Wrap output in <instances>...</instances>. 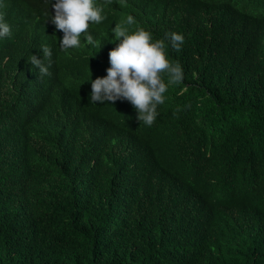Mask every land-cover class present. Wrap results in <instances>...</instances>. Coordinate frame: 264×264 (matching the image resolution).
<instances>
[{"label": "trees", "instance_id": "trees-1", "mask_svg": "<svg viewBox=\"0 0 264 264\" xmlns=\"http://www.w3.org/2000/svg\"><path fill=\"white\" fill-rule=\"evenodd\" d=\"M54 3L0 0V264H264V0H103L67 51ZM116 25L184 36L150 127L89 98Z\"/></svg>", "mask_w": 264, "mask_h": 264}, {"label": "clouds", "instance_id": "clouds-1", "mask_svg": "<svg viewBox=\"0 0 264 264\" xmlns=\"http://www.w3.org/2000/svg\"><path fill=\"white\" fill-rule=\"evenodd\" d=\"M51 7L54 10L51 23L63 33L60 41L62 51L80 47L82 35L87 44L96 46V41L89 34L90 24H99L106 17L102 15L103 8L94 4V0H56ZM126 23L134 24V17L128 16ZM113 33L119 43L108 54L111 66L106 70L105 77L91 81L89 98L92 103L100 104L127 100L135 108L137 119L150 127L159 114L158 106L164 104L167 98L168 86L183 81L182 67L167 59L165 52L168 45L179 51L184 36L172 32L166 33L165 39L153 41L151 32L143 28L129 33L128 28L120 25L113 28ZM11 35V26L0 14V39ZM41 50L43 59L32 55L30 63L39 70L41 77L50 76L52 51L46 45ZM45 60L48 64L44 63ZM165 75L168 77L167 84L163 79Z\"/></svg>", "mask_w": 264, "mask_h": 264}, {"label": "bare ground", "instance_id": "bare-ground-1", "mask_svg": "<svg viewBox=\"0 0 264 264\" xmlns=\"http://www.w3.org/2000/svg\"><path fill=\"white\" fill-rule=\"evenodd\" d=\"M102 1H103V0H94V4H96V5H98V6H101ZM175 2H176V1H175ZM178 2H179V1H178ZM126 4H127V3H126ZM105 9H106V8H105ZM210 9H211V8H210ZM203 11H204V10H203ZM209 12H210V11H209ZM127 14H128V13H127ZM127 14H126V15H127ZM129 14H130V13H129ZM137 14H138V13H137ZM131 15H132V14H131ZM127 16H128V15H127ZM132 16H134V15H132ZM173 16H174V15H173ZM165 17H166V16H164V18H165ZM202 17H203V16H202ZM202 17H201V18H202ZM207 17H208V16H207ZM211 17H213V16H211ZM228 17H229V16H228ZM24 18H25V16L23 15V16H22V19L20 20V22H21ZM171 18H172V17H171ZM171 18H170V19H171ZM203 18H204V17H203ZM170 19H169V20H170ZM163 21H164V20H163ZM166 21H167V20H166ZM170 21H171V20H170ZM170 21H168V22H170ZM161 22H162V21H161ZM172 22H173V21H172ZM176 22H177V21H176ZM19 24H20V23H19ZM19 24L16 25V26H14V27L18 29ZM164 24H165V23H164ZM193 24H194V23H193ZM234 24H235V23H234ZM53 25H54V24H53ZM220 25H221V24H220ZM165 26H166V25H165ZM167 26H168V25H167ZM216 26H217V25H216ZM14 27H13V28H14ZM137 27H138V26H137ZM196 27H197V26H196ZM13 28H12V29H13ZM161 28H162V27H161ZM131 29H132V28H131ZM196 29H197V28H196ZM166 30H167V29H166ZM205 31H206V30H205ZM225 32H226V31H225ZM163 33H164V32H163ZM165 33H166V32H165ZM167 33H168V32H167ZM171 33H172V32H171ZM57 34H59V35H58V42H59V44H60V41L62 40V37H63V33H62L61 31L58 30V31H57ZM57 34H56V35H57ZM34 35H35V34H33V37H34ZM54 35H55V34H54ZM235 35H236V34H235ZM92 36H93V35H92ZM11 37H12V36H11ZM162 37H164V35H163ZM9 38H10V37H9ZM9 38H8V39H7V38H3V41H2V42H5V41L7 42V41H9V40H10ZM22 39H23V38H22ZM22 39H21V40H22ZM47 39H48V38H47ZM253 39H254V38H253ZM12 40H13V38H12ZM186 40H187V39H186ZM189 41H190V40H189ZM189 41H188V42H189ZM207 41H208V40H207ZM242 41H243V40H242ZM26 42H27V40H26ZM82 46H84V43H83ZM221 46H222V45H221ZM58 47H59V45H58ZM59 48H60V47H59ZM77 48H78V47H77ZM1 49H2V48H1ZM18 49H19V48H18ZM74 49H76V48H72V49H70V50H74ZM183 49H184V48H183ZM9 51H11V50H9ZM174 51H175V50H174ZM166 53H167V52H166ZM65 54H66V53H65ZM195 54H196V53H195ZM211 55H212V54H211ZM167 56H168V55H167ZM55 57H56V56H55ZM57 57H58V56H57ZM57 57H56V58H57ZM174 59H175V58H174ZM51 60H53V59H51ZM55 60H56V59H55ZM55 60H54V62H55ZM175 60H176V59H175ZM59 62H60V61H59ZM51 63H52V62H51ZM90 63H91V62H90ZM52 65H53V64H52ZM52 65H51V66H52ZM55 65H56V64H55ZM55 65H54V67H55ZM57 65H58V63H57ZM60 69H61V67L59 68V70H60ZM66 70H67V69H66ZM80 70H81V68H80ZM7 73H8V72H7ZM191 73H192V72H191ZM234 74H235V73H234ZM53 75H56V74H53ZM53 77H54V76H53ZM62 77H63V76H62ZM204 77H205V76H204ZM95 78H96V77H95ZM238 79H239V78H238ZM62 82H63V81H62ZM86 89H87V88H86ZM32 90H33V89H32ZM203 91H204V90H203ZM85 94H86V93H85ZM89 96H90V95H89ZM26 112H27V111H26ZM28 112H29V111H28ZM44 116H45V115H44ZM140 154H141V153H140ZM24 159H25V158H24ZM199 164H200V163H199ZM196 167H197V166H196ZM145 174H146V173H145ZM188 175H189V174H188ZM185 176H186V175H185ZM186 177H187V176H186ZM188 177H189V176H188ZM1 179H2V178H1ZM140 180H141V179H140ZM125 183H126V182H125ZM155 183H156V182H155ZM132 189H133V188H132ZM178 190H179V189H178ZM177 192H178V191H177ZM158 193H159V192H158ZM150 195H151V194H150ZM177 195H178V194H177ZM147 196H148V195H147ZM150 197H151V196H150ZM155 197H156V196H155ZM160 200H161V199H160ZM145 213H146V212H145ZM203 247H204V246H203Z\"/></svg>", "mask_w": 264, "mask_h": 264}]
</instances>
